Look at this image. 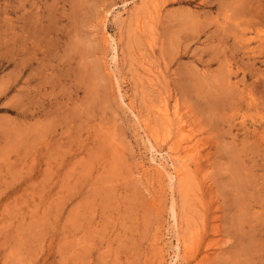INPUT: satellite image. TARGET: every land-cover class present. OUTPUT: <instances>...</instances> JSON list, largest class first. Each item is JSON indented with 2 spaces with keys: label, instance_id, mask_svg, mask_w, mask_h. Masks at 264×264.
Instances as JSON below:
<instances>
[{
  "label": "rangeland",
  "instance_id": "obj_1",
  "mask_svg": "<svg viewBox=\"0 0 264 264\" xmlns=\"http://www.w3.org/2000/svg\"><path fill=\"white\" fill-rule=\"evenodd\" d=\"M0 264H264V0H0Z\"/></svg>",
  "mask_w": 264,
  "mask_h": 264
},
{
  "label": "bare ground",
  "instance_id": "obj_2",
  "mask_svg": "<svg viewBox=\"0 0 264 264\" xmlns=\"http://www.w3.org/2000/svg\"><path fill=\"white\" fill-rule=\"evenodd\" d=\"M166 108H167V107H166ZM165 111H166V110H165ZM166 113H167V112H166ZM166 113H165V114H166ZM165 114H164V115H165ZM164 117H166V116H164ZM168 117H169V116L167 115V118H168ZM166 129H167V128H166ZM167 131H168V130H167ZM165 133H166V132H165ZM163 134H164V133H163ZM184 153H185V152H184ZM184 153L181 154V157H180V159H179L180 162H181V161H184L185 159H187V155H186L187 152H186L185 154H184ZM179 154H180V153H179ZM183 154H184V155H183ZM182 155H183V156H182ZM171 161H172V166H173V168H174V173H175V174H174V175H175L174 177L176 178V175H177L179 169L177 170V168L175 167V165H174V160L171 159ZM179 172H180V170H179ZM170 175H171V174H170ZM178 175H179V173H178ZM174 177H173V178H174ZM171 178H172V177H171ZM182 246H183V245H182Z\"/></svg>",
  "mask_w": 264,
  "mask_h": 264
}]
</instances>
